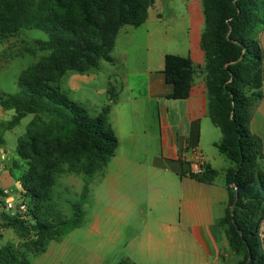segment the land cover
<instances>
[{"label": "trees", "instance_id": "obj_1", "mask_svg": "<svg viewBox=\"0 0 264 264\" xmlns=\"http://www.w3.org/2000/svg\"><path fill=\"white\" fill-rule=\"evenodd\" d=\"M155 2L0 0V43L24 30L47 35L46 41H33L32 53L45 55L19 74L18 92L0 93L1 108L14 112L7 129L32 116L15 148L26 170L13 175V169H20L17 162L10 169L26 212L2 213L0 224L22 243L19 249L9 244L0 247V264H23L20 249L40 256L50 243L82 226L87 187L80 203L70 202V218L53 202L52 190L63 174L84 175L90 181L104 172L118 146L108 119L116 94L111 87L109 103L91 114L70 100L59 83L67 73L98 70L101 61L115 64L111 53L119 30L144 24ZM260 13L264 22V0H202L200 47L205 58L208 116L221 134L215 146L230 162L224 172L228 204L217 226L236 257L233 264H264L259 237L264 222V153L260 138L249 130L252 107L264 98V50L257 41ZM195 73L189 58L165 55L162 74L173 88L167 98L186 99ZM187 174L203 184H213L218 176L210 167ZM117 264L134 263L123 259Z\"/></svg>", "mask_w": 264, "mask_h": 264}, {"label": "crops", "instance_id": "obj_2", "mask_svg": "<svg viewBox=\"0 0 264 264\" xmlns=\"http://www.w3.org/2000/svg\"><path fill=\"white\" fill-rule=\"evenodd\" d=\"M189 2L184 3L182 23L176 27L173 20L164 23L154 5L144 24L137 28L124 26L119 30L112 51L122 36L124 48L113 56L116 59L113 66L124 72H120L119 90L115 92V101H110L108 115L118 146L96 182L105 190L109 213L130 229L127 260L134 264H233L236 260L224 231L217 226L228 204L224 172L230 162L215 146L221 141V134L208 116V95L202 70L205 58L200 47L204 27L202 0ZM151 16L156 28L148 26ZM158 23L163 27L158 28ZM140 28H144V32L140 33ZM257 41L264 50V26L258 29ZM153 42L163 60L165 55L189 58L196 68L186 99L167 98L173 88L165 82L164 64L156 69L146 66L139 71L130 69L134 50L142 46L150 54ZM87 73H67L59 86L63 92L70 91L80 97L74 102L96 114L109 103V98L102 106L89 100L83 93V85H88L95 77ZM0 93L3 92L0 90ZM89 95L94 98L96 92L93 90ZM147 103L152 104L151 110L144 108ZM13 116V111H4L0 106L3 140L0 160L5 162L14 161L12 150L2 148L6 135L15 128L5 130L4 127ZM31 119L32 116L29 122ZM249 130L260 138L264 153V98L252 107ZM193 150L201 154L203 167L218 172L213 184L199 183L188 176L189 172L196 173L190 166ZM99 223V217L95 216L89 231L98 230ZM83 226L84 221L80 228ZM62 238L52 242L57 248L51 249L50 243L42 254L49 257L48 264H60L67 250ZM95 260L96 257H92L91 264L96 263Z\"/></svg>", "mask_w": 264, "mask_h": 264}, {"label": "rangeland", "instance_id": "obj_3", "mask_svg": "<svg viewBox=\"0 0 264 264\" xmlns=\"http://www.w3.org/2000/svg\"><path fill=\"white\" fill-rule=\"evenodd\" d=\"M189 0H158L155 5V10L162 14L164 23L169 20L174 21V26L180 25V19L185 13L184 3ZM191 2V1H190ZM189 2V3H190ZM152 13V10H149ZM153 16V14H151ZM152 16L148 26L155 25ZM170 16V18H168ZM162 23H158V28ZM264 26L262 22V13H260V21L258 28ZM155 28L157 25L154 26ZM204 29V27H203ZM144 28L138 31L144 32ZM146 34V33H145ZM143 33V35L145 36ZM118 41L112 56L121 53V48H124V42L121 39ZM46 41L47 35L39 30H24L19 32L16 36L8 38L0 43V90L6 95H11L18 92L16 85L17 77L26 67L36 63L40 57L45 53L37 52L35 55L32 53L33 41ZM153 51L149 54L148 49L139 47L134 50L133 63L130 64L131 70H141L143 67L156 69L164 64L161 53L157 51V46L153 42ZM100 62L98 70H92L87 74L95 78L89 81L88 85H83V93L87 94L92 103L102 106L105 104L108 95V90L113 87L116 91L119 90V77L120 72L117 66ZM124 72V71H122ZM62 89H65L61 86ZM142 88V87H141ZM140 88V89H141ZM66 90V89H65ZM96 92V97H90L91 91ZM68 92V93H67ZM117 93V92H116ZM66 94L73 101L80 100V97L75 96L72 92L66 91ZM147 110H151L152 104L144 105ZM92 108V107H91ZM31 116H26L14 128L11 133L6 135V144L2 147L4 150L12 152L14 161L5 162L0 160V224L2 223V213H7L5 209V198L7 193L16 201L21 197L18 193V183L10 175V169L14 162L20 165V169H13V175H20L26 170V163L19 160L14 152V146L17 137L22 136L26 130L27 124ZM8 125V124H7ZM5 125L4 127H6ZM7 128V127H6ZM8 130V129H5ZM1 140V133H0ZM1 159V156H0ZM99 174L94 176L90 181L84 175L63 174L56 179V184L52 190L53 202L56 204L68 218L72 216L70 202H81L82 191L87 187L86 201L83 204L84 211V226L78 230L68 233L62 240L66 241L67 250L60 260V264H91L92 257H96L97 262L101 264H117L123 259H127L131 246L130 243V229L125 227L120 220L114 218L109 213V201L106 198L105 190L97 184ZM90 182V183H89ZM88 183V186H87ZM18 201V200H17ZM95 216L100 219L98 230L89 231V224H93ZM118 216V215H117ZM107 221L109 223L107 224ZM22 241L12 230L2 229L0 226V247L10 245L14 248H20ZM52 248H57V244L52 243ZM57 251V250H56ZM19 257L23 264H48L49 257L33 256L27 254L23 249L19 250ZM99 260V261H98Z\"/></svg>", "mask_w": 264, "mask_h": 264}, {"label": "built area", "instance_id": "obj_4", "mask_svg": "<svg viewBox=\"0 0 264 264\" xmlns=\"http://www.w3.org/2000/svg\"><path fill=\"white\" fill-rule=\"evenodd\" d=\"M190 166L196 171L195 174L202 173L203 171V158L197 150L191 151ZM18 198L16 201L7 193L5 198V209L10 215H22L26 212V206ZM259 237L264 244V222L261 223L259 228Z\"/></svg>", "mask_w": 264, "mask_h": 264}]
</instances>
